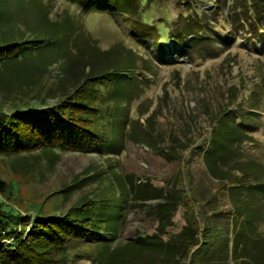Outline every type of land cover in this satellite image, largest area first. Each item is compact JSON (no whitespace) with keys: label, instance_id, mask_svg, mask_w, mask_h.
<instances>
[{"label":"rangeland","instance_id":"obj_1","mask_svg":"<svg viewBox=\"0 0 264 264\" xmlns=\"http://www.w3.org/2000/svg\"><path fill=\"white\" fill-rule=\"evenodd\" d=\"M15 1L0 0V11L4 16L11 17L17 10L15 17L21 27L29 23L35 28H42L38 18L45 17L47 22L55 24L47 25L49 32L45 31L43 36L47 42L51 44L49 41L58 36L64 37L58 48L55 46V62L53 58L47 59L50 62L48 68L35 66L32 70V84H44L40 86V95L46 88H52L44 95L45 103L55 102L64 87L72 88L88 71L97 72L121 61L124 49L131 47L149 59L156 69L142 75L143 92L129 105L128 121L143 134L148 126L142 123L156 110L152 116L155 129L149 130L152 140L164 146L173 133L182 148L178 149L177 157L170 160L146 140H132L120 133L119 140H115L116 136L112 138V152L56 150L48 160L44 153L34 152L36 155L20 156L16 171L11 164L14 156L0 155V179L6 183L11 200L15 199L14 204L20 212L32 218L38 206L47 212H64L79 201L94 196L107 198L120 189L118 197L124 198L125 212L119 220L120 229L116 231L119 237L114 241H105L102 237L72 241L70 264H103L97 263L96 259L100 250L104 259L115 261L118 258L119 264H154L158 258L156 252L136 247L134 239L137 232L141 236L155 233L160 224L155 208L166 197L157 200L151 195L159 190L169 193V189L181 180L190 193L193 192L191 187L196 189L197 216L202 221L200 210L203 209L211 219L212 231L215 230L210 235H217L210 242L207 240L206 246L211 243L212 248L201 254L202 263L264 264V199L251 203V206L255 204L251 212L244 206L243 219L237 220V215L226 213L233 203L226 191L218 189V179L208 173L203 152L216 119L224 112L242 114L244 108L255 102L260 107L259 126L251 132L255 141L239 143L237 150L245 163L251 161L253 170L264 174V40H250L245 28L233 37L234 33L228 34L227 28L223 27L222 14L225 12L219 15L211 12L205 36L191 45L178 61L168 56L166 62H161L154 39L148 33L139 34V28L131 24L130 15L122 11L99 13L84 10L70 0H31L28 5L24 0H18V4ZM214 2L151 0L147 14L150 20L166 15L174 19L186 14L187 9L198 6L210 12ZM230 24L226 25L229 27ZM54 28L58 33L51 32ZM230 30L234 31L233 28ZM167 42L169 50L176 47L172 40ZM118 45L125 48L115 50L109 56L104 53L105 49ZM37 103L41 104L40 101ZM5 106L12 109L10 104ZM136 119L142 125L135 124ZM111 129H108L109 133ZM84 177L81 188L70 194L62 191L67 184ZM7 196L6 192L0 193V200H6ZM232 197L235 198V193ZM247 203L248 193L244 201L245 205ZM186 209L184 205L176 206L163 234L165 239L181 231L187 223ZM18 227L20 231L25 225ZM27 228L29 225H26L25 232ZM214 245L220 246L219 255L213 254L214 249L219 250ZM119 250L121 254L117 252Z\"/></svg>","mask_w":264,"mask_h":264},{"label":"trees","instance_id":"obj_2","mask_svg":"<svg viewBox=\"0 0 264 264\" xmlns=\"http://www.w3.org/2000/svg\"><path fill=\"white\" fill-rule=\"evenodd\" d=\"M24 1L27 5L31 3V0ZM70 1L84 10L99 13L118 10L130 15L132 26L139 28L137 32L148 33L154 39L161 62H166L168 56L178 61L191 45L198 43L210 26L207 19L211 12L218 15L225 12L226 15L222 14L223 27L227 28L228 34L234 33L233 37L245 28L250 40H264V0H214L210 12L198 6L187 9L186 14L174 19L166 15L151 20L147 14L151 0ZM14 3L18 4V0ZM17 12L8 17L0 11V98L3 100L0 99V155L14 156L11 164L15 171L20 156L28 157L34 152L44 153L46 160L50 154H56V150L112 152V138L116 136L115 140H119L120 133L132 140H146L166 159L177 157L178 149L182 148H179L176 143L178 139L173 133L168 136L164 146L152 140L150 131L155 129L152 116L156 110L142 123L148 126L143 134L138 133L136 125L128 121L129 105L143 92L142 75L145 71L155 72L156 67L149 59L131 47L118 45L105 49L104 53L109 56L113 51L125 48L122 60L97 72L88 71L72 88L64 87L55 102L45 103L44 95L51 92L52 88H46L40 95V86L44 84H32V70L35 66L48 68L50 62L47 59L53 58L55 62V46L58 48L64 37L58 36L49 44L43 36L45 31L49 32L47 25L53 22H47L44 17L41 20L38 18L42 28L32 27L28 22V26L21 27L15 17ZM228 22L231 23L229 27L226 25ZM54 29L51 32L58 33ZM169 40L176 46L174 49H168ZM5 104H10L12 109L8 110ZM259 110L260 107L252 102L243 109L242 114L238 111L232 114L224 112L215 120L211 138L203 151L208 173L218 179V189L226 191L233 203L226 213L237 215V220L243 219L244 206L251 212L255 204H250L264 199L263 172L254 171L252 162L245 163L237 150L239 143L255 141L251 132L259 126ZM134 123L141 124L138 119ZM108 129H111L110 133ZM84 180L85 177L67 184L62 191L70 194L81 188ZM191 188L192 193L180 180L179 184L169 189V193L159 190L151 195L157 200L166 197L164 202L156 204L154 210L160 224L151 235L141 236L137 232L134 245L156 252L158 258L154 264H203L201 254L212 248L211 243L206 246L207 240L210 242L217 238V235H210L215 230L212 231L211 219L203 209L200 210L202 221L199 220L195 205L198 202L195 198L197 192L194 187ZM3 192L8 196L6 200H0V264H70L72 241H91L94 237L114 241L119 237L116 231L120 229L119 220L125 212L124 198L118 197L121 195L120 189L113 191L107 198L94 196L79 201L64 212H47L38 206L33 218L20 212L14 204L15 199L11 200L6 183L0 179V193ZM232 193H235V198ZM247 193L248 203L245 205ZM113 204L114 208L111 207ZM177 205L187 208L184 214L187 223L181 231L165 239L163 234ZM20 224L25 227H20L19 231ZM26 225L29 228L25 232ZM102 245L105 248V244ZM214 246L219 250L214 249L213 254L219 255L220 246ZM117 252L122 253L120 250ZM101 253V250L97 253V263L119 264L118 258L110 261L100 256ZM211 264L218 263L214 261Z\"/></svg>","mask_w":264,"mask_h":264}]
</instances>
